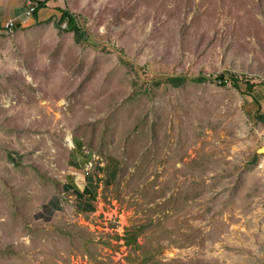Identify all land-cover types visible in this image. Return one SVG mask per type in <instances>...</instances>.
Here are the masks:
<instances>
[{
	"label": "rangeland",
	"instance_id": "obj_1",
	"mask_svg": "<svg viewBox=\"0 0 264 264\" xmlns=\"http://www.w3.org/2000/svg\"><path fill=\"white\" fill-rule=\"evenodd\" d=\"M63 3L81 42L60 15L0 41V264H264V0ZM79 142L119 162L96 212L27 201Z\"/></svg>",
	"mask_w": 264,
	"mask_h": 264
},
{
	"label": "crops",
	"instance_id": "obj_2",
	"mask_svg": "<svg viewBox=\"0 0 264 264\" xmlns=\"http://www.w3.org/2000/svg\"><path fill=\"white\" fill-rule=\"evenodd\" d=\"M37 1L40 3L43 0ZM43 5L34 14L33 19L28 21L26 26L31 23H39L52 15L61 16V12L65 9L64 3L59 1H52ZM23 13L24 0H0V41L5 42L3 40V37H5L3 26L10 19H14L17 24V27L13 31H21L23 27L19 23L21 22ZM27 115L24 119L27 118ZM0 140L4 143L2 134H0ZM66 147V150H64L67 154L65 165H61V169L57 171V175L55 176L57 179L56 188H58L56 192L59 193L46 201V198L42 199L43 188L48 183L42 181L40 177L36 186L26 188L29 189L25 190L27 201L32 202L34 194L37 192L36 199L39 206H43L45 212L49 209L55 213L67 210L78 217L93 215L96 212L101 193L104 190L110 189L115 183L119 170V162L112 155L104 157L96 156L90 150H86L80 142L73 145L69 144ZM45 153L47 154L48 152L45 151ZM50 177L52 176L50 175ZM13 182L15 183L14 180ZM9 187L13 191L16 186ZM9 187L8 192L12 193ZM15 192L16 190L12 194Z\"/></svg>",
	"mask_w": 264,
	"mask_h": 264
},
{
	"label": "trees",
	"instance_id": "obj_3",
	"mask_svg": "<svg viewBox=\"0 0 264 264\" xmlns=\"http://www.w3.org/2000/svg\"><path fill=\"white\" fill-rule=\"evenodd\" d=\"M43 3H40V7H43ZM36 14V13H35ZM65 24L68 27L67 31H70L73 34L74 40L76 43H79L84 38V32L79 27L77 18L67 12H61L60 19L58 20L56 26L59 27L60 25ZM227 80V78H224V76H219L216 80V82L219 83L220 86L225 87V84L223 83V80ZM230 84L238 89L239 88V80L236 76H230V79H228ZM167 82L174 88H178L180 85H182L185 82V79L183 78H168ZM260 87H264V82L260 84ZM256 89V86L253 84H250L249 82H245V93L247 95H251ZM264 122V118H260Z\"/></svg>",
	"mask_w": 264,
	"mask_h": 264
},
{
	"label": "built area",
	"instance_id": "obj_4",
	"mask_svg": "<svg viewBox=\"0 0 264 264\" xmlns=\"http://www.w3.org/2000/svg\"><path fill=\"white\" fill-rule=\"evenodd\" d=\"M52 1H59L64 2V0H43L40 3H48ZM40 3L37 0H24V13L22 14V19L19 25L21 27H24L28 24V21L32 20L34 17V14L37 12V10L40 7ZM17 27V24L14 19H10L6 21V23L3 26V31L5 35L11 34L12 31ZM226 80H223V83L226 84ZM89 170V166H88Z\"/></svg>",
	"mask_w": 264,
	"mask_h": 264
}]
</instances>
